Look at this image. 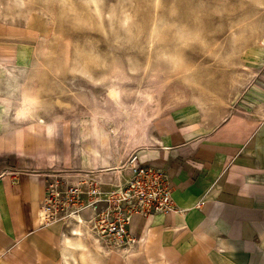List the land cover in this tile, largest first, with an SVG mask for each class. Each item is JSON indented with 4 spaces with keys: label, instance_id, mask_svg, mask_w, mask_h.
Returning <instances> with one entry per match:
<instances>
[{
    "label": "rangeland",
    "instance_id": "1",
    "mask_svg": "<svg viewBox=\"0 0 264 264\" xmlns=\"http://www.w3.org/2000/svg\"><path fill=\"white\" fill-rule=\"evenodd\" d=\"M0 77L10 123L54 130L58 194L42 207L71 224L99 175L106 188L125 177L137 129L166 109L264 120V0H0Z\"/></svg>",
    "mask_w": 264,
    "mask_h": 264
},
{
    "label": "crops",
    "instance_id": "2",
    "mask_svg": "<svg viewBox=\"0 0 264 264\" xmlns=\"http://www.w3.org/2000/svg\"><path fill=\"white\" fill-rule=\"evenodd\" d=\"M5 81L0 77V91ZM5 96L0 92V264H264L262 118L183 103L153 118L146 132L137 129V153L168 172L178 211L135 215L132 249L110 252L96 240L98 247L68 248L73 225L42 221L54 130L47 122L10 123ZM21 116L16 110L14 119Z\"/></svg>",
    "mask_w": 264,
    "mask_h": 264
},
{
    "label": "built area",
    "instance_id": "3",
    "mask_svg": "<svg viewBox=\"0 0 264 264\" xmlns=\"http://www.w3.org/2000/svg\"><path fill=\"white\" fill-rule=\"evenodd\" d=\"M124 170L125 177L116 175L110 188L102 185L100 179L92 182L84 192L86 201L81 205L74 203L78 206L73 213L75 217L82 214V209H90V216L84 217L86 227L94 239L110 252L132 249L137 241V237L130 233L135 215L148 218L178 211L171 178L163 167L142 160L136 152L130 155ZM56 187L57 184L50 185L46 202L58 194ZM76 191L71 189L78 197L79 192ZM55 214L53 212L54 217L50 218L45 213L42 221L48 223L62 218Z\"/></svg>",
    "mask_w": 264,
    "mask_h": 264
},
{
    "label": "bare ground",
    "instance_id": "4",
    "mask_svg": "<svg viewBox=\"0 0 264 264\" xmlns=\"http://www.w3.org/2000/svg\"><path fill=\"white\" fill-rule=\"evenodd\" d=\"M25 2V1H24ZM111 95L116 98V92L115 91H111L110 92ZM21 111H19L20 113ZM90 209L89 208H84L82 209V214L80 215H76L77 217L72 216V221H71V224L73 225L71 227V232L69 233V235H67L65 237V241H66V245L70 247H75L77 248L78 246H84V244H86V241H85V238L84 235H87L88 238H89V241H93L95 240L92 236V234H90L89 232V229L86 227V223L84 221V217L86 216H90ZM45 215V212L44 210L41 211V219H42V216ZM69 227V226H68ZM85 229H88L87 231L84 232ZM87 238V237H86ZM88 242V241H87ZM94 244V246L98 247L100 246L99 244L97 243H94V241L92 242ZM85 246L89 247L88 244H86ZM84 246V247H85ZM83 247V248H84ZM106 252V251H105ZM87 253L90 254L91 251L89 249H87ZM91 258V257H90Z\"/></svg>",
    "mask_w": 264,
    "mask_h": 264
}]
</instances>
